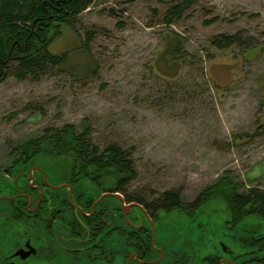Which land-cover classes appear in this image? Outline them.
<instances>
[{
    "label": "rangeland",
    "instance_id": "374dc122",
    "mask_svg": "<svg viewBox=\"0 0 264 264\" xmlns=\"http://www.w3.org/2000/svg\"><path fill=\"white\" fill-rule=\"evenodd\" d=\"M173 1L96 0L50 45L66 56L60 67L0 83V158L70 127L99 152L126 153L135 173L128 190L144 203L175 192L190 205L226 179L264 192V51L252 52L264 47V0H192L167 24L183 0ZM222 38L242 46L220 51L212 41ZM50 161L42 166L54 179ZM230 219L221 200L191 215L173 209L156 224L158 264H206L224 246L233 251L224 264H258L234 239L246 228L264 238V221L231 230Z\"/></svg>",
    "mask_w": 264,
    "mask_h": 264
},
{
    "label": "flooded vegetation",
    "instance_id": "af4514ba",
    "mask_svg": "<svg viewBox=\"0 0 264 264\" xmlns=\"http://www.w3.org/2000/svg\"><path fill=\"white\" fill-rule=\"evenodd\" d=\"M44 136L0 158V264H158L156 224L173 209L158 210L130 195L119 174L89 172L92 157L37 155L49 144ZM45 157L55 163L54 179L42 166ZM239 190L231 191L227 203L231 230L249 217L264 221V207L243 203L245 192ZM197 200L182 212L193 214ZM240 233L234 240L244 256L253 253L264 264V238L248 228ZM222 249L223 257L209 256L206 264L227 263L233 251Z\"/></svg>",
    "mask_w": 264,
    "mask_h": 264
},
{
    "label": "trees",
    "instance_id": "16d2710c",
    "mask_svg": "<svg viewBox=\"0 0 264 264\" xmlns=\"http://www.w3.org/2000/svg\"><path fill=\"white\" fill-rule=\"evenodd\" d=\"M96 0H0V83L13 76L17 80L28 78L38 79L48 72L49 68L60 67L66 56L57 57L50 53L49 47L60 34L61 29L70 26L79 15L88 10ZM113 2L123 0H111ZM182 1V0H181ZM192 0H183L182 5H174L166 14L167 24L179 20L191 8ZM172 3H178L174 0ZM212 46L225 51L233 46L241 47V41L235 38H222L212 41ZM264 47L252 52L261 53ZM14 69L13 73H10ZM49 144L38 148L37 155H60L92 157L93 164H89V172H113L123 177L126 190L134 180L135 173L132 164L127 160L126 153L112 145L102 152L93 149L87 139V132L77 134L73 128L66 127L56 131H49L43 137ZM30 150V149H28ZM31 150L26 155H30ZM116 179L118 176H116ZM226 187L227 191H224ZM238 188L229 180H223L207 192L201 194L196 205L215 201L217 191L219 198L225 203L232 199L231 191ZM130 193V192H129ZM130 195H134L130 193ZM232 196V197H231ZM136 197V196H135ZM138 198V197H137ZM243 203L258 204L264 207V192L260 185H253L245 191ZM139 199V198H138ZM141 201V199H139ZM158 210L170 211L184 209L179 193L168 192L161 199L148 202ZM264 211V210H263Z\"/></svg>",
    "mask_w": 264,
    "mask_h": 264
}]
</instances>
